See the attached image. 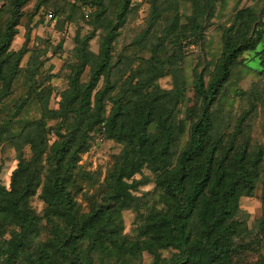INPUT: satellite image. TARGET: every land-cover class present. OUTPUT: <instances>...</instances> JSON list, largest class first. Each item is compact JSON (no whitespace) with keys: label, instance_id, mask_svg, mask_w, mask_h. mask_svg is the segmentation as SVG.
<instances>
[{"label":"rangeland","instance_id":"374dc122","mask_svg":"<svg viewBox=\"0 0 264 264\" xmlns=\"http://www.w3.org/2000/svg\"><path fill=\"white\" fill-rule=\"evenodd\" d=\"M121 4L122 0H25L2 56L6 78L11 80L8 84L7 80L0 81V187L8 191L12 172L19 164L26 165L41 183L27 201L39 219L34 243L52 239L54 226L43 218L47 207L40 190L53 167L52 146L72 137L68 156L73 168L61 171L70 175L66 191L78 213L85 214L97 205L116 213V207L102 202L109 200V180L118 174L125 154L130 156V144L107 134L105 124L114 103L126 108L128 117H133V106L138 104L144 114L145 106L152 104L158 114L167 116L164 124L174 131L168 148L172 166L187 141L189 126L199 114V98L192 88L194 75L200 72L206 84L223 37L236 40L249 35L257 39V44L241 53L209 107L208 144L231 153L244 149L247 160L259 159L253 188L238 197L230 222L236 228L231 241L240 250L237 264H264V228L260 223L264 186V0H211L207 13L200 8L203 0H130L110 44L107 76H99L86 112L78 118L65 108H76L70 99V79L79 63V49L91 55L78 79L84 85ZM9 9L10 0H0V36ZM206 15L211 16L206 19ZM193 23L200 28L199 33L191 29ZM159 62L163 63L162 71L155 78L151 69ZM103 88L102 106L96 111L94 95ZM158 114L148 125L149 135L157 136L161 129ZM97 120L100 122L96 124ZM160 173L143 164L131 177L121 179L133 202L132 207L118 211L113 224L118 233L112 240L141 243L144 237L155 236L152 215L163 214L170 203L156 184ZM8 222L0 220V241L7 240L15 230ZM144 226L148 227L147 235L141 234ZM87 248L88 243H82L83 253ZM177 254L171 248H148L122 256L120 263L166 264ZM90 257L92 264H100V256L92 253ZM104 261L111 264L114 259Z\"/></svg>","mask_w":264,"mask_h":264},{"label":"trees","instance_id":"16d2710c","mask_svg":"<svg viewBox=\"0 0 264 264\" xmlns=\"http://www.w3.org/2000/svg\"><path fill=\"white\" fill-rule=\"evenodd\" d=\"M24 2L10 0L9 19L0 36V81L7 80L6 84L11 77L6 78L2 56L14 35ZM129 2L122 0L114 24L101 40L97 62L84 85H80L78 79L91 55L79 49V63L70 79V99L76 103V108L66 107L65 112L82 117L99 76H107L110 44ZM210 2L203 0L200 7L206 13L210 11ZM210 16L206 15V19ZM191 29L196 33L200 31L194 23ZM256 44L257 39L253 40L249 35L236 40L224 36L219 57L206 84L200 72L194 75L192 88L199 98V114L189 126L187 141L172 166L168 148L174 131L171 126L164 124L167 116L158 114L152 104L145 106L144 114L138 104L133 106V117H128L127 109L114 103V109L105 124L107 134L129 143L130 156L125 154L118 174L109 180V200L106 198L102 203L107 202V205L111 204L118 211L132 207L133 200L125 191L126 186L121 179L131 177L143 164H147L153 172L161 171L156 184L170 203L163 214L156 217L152 215L150 222L155 229L154 237H144L141 243L112 240L118 233L113 226L118 211L110 213L108 207L97 205L85 214L78 213V208L66 191L70 175H64L61 171L64 169L69 172L73 168V161L68 156L72 137H67L52 146L53 167L45 176V183L40 190V197L47 207L43 218L54 226L51 229L52 239L43 244L34 243L38 236L39 219L30 210L27 201L41 184L36 175L28 172L26 165L19 164L11 174L9 190L0 187V220L9 221L15 227L7 240L0 241V264H92V253L100 256V264H110L104 261L105 258H113L111 264H121L122 256H133L148 248L177 250L178 254L169 258L166 264H237L240 250L231 241L236 228L230 222V216L238 197L253 188L259 159L247 160L244 149L231 153L230 150L220 151L216 145L208 144L211 129L209 107L227 82L230 69L238 57L243 51L253 50ZM162 65L159 62L157 66H152L155 78L159 77ZM105 83L108 84V81L105 80ZM104 90L94 95L93 106L96 111L102 106ZM156 114L161 129L157 127L158 135L152 136L146 130ZM127 119L130 122L125 121ZM99 122L95 121L96 124ZM260 203V223L264 228V186ZM53 220L58 222L55 224ZM147 232L148 227L144 226L141 234L147 235ZM84 242L88 243L86 253L81 251Z\"/></svg>","mask_w":264,"mask_h":264},{"label":"built area","instance_id":"2783aa9c","mask_svg":"<svg viewBox=\"0 0 264 264\" xmlns=\"http://www.w3.org/2000/svg\"><path fill=\"white\" fill-rule=\"evenodd\" d=\"M48 15H50V13H48Z\"/></svg>","mask_w":264,"mask_h":264}]
</instances>
